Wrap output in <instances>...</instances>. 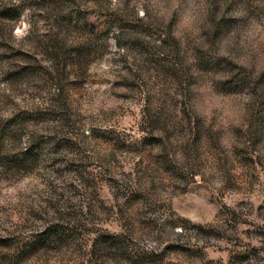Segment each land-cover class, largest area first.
I'll return each instance as SVG.
<instances>
[{
	"label": "rangeland",
	"instance_id": "obj_1",
	"mask_svg": "<svg viewBox=\"0 0 264 264\" xmlns=\"http://www.w3.org/2000/svg\"><path fill=\"white\" fill-rule=\"evenodd\" d=\"M21 1L0 0V127L24 119L0 264H264V0Z\"/></svg>",
	"mask_w": 264,
	"mask_h": 264
},
{
	"label": "trees",
	"instance_id": "obj_2",
	"mask_svg": "<svg viewBox=\"0 0 264 264\" xmlns=\"http://www.w3.org/2000/svg\"><path fill=\"white\" fill-rule=\"evenodd\" d=\"M27 0H22L20 3L24 5H33L32 1L28 0V2H26ZM52 2H64V0H45V2H47V4H50ZM91 1V0H90ZM28 3V4H27ZM64 4V3H63ZM97 4V2H96ZM98 8H91L89 9V11H86V17L87 19L89 17H96L100 20H102L104 23H106L107 25L112 26V24L114 25H118L119 22L114 19V14H111V16L109 15H105V13H101V12H105L103 10H99L100 4L97 5ZM26 7L23 6V10ZM19 12L18 10L15 11V9H8L7 7H3L0 9V16L3 17H17L19 16ZM104 16V17H103ZM9 17V18H10ZM103 18V19H102ZM72 20L70 18V16H66L63 17L60 20V23H58V29H57V35L59 36V32H63L62 31V27H65L66 24H70L72 23ZM114 20V21H113ZM108 27V26H107ZM87 28V27H86ZM90 30H94V28H89ZM53 48H54V53H53V63H54V67L59 69V68H67L69 65H71L72 67H80V61L82 59L83 56L85 55H89L90 50L88 49H84V48H71L70 46H68V44L60 39V37H56V40L53 42ZM89 48V45H88ZM59 97H61L59 95ZM59 100H62L59 99ZM24 119L19 118L18 120L13 118L11 121H9L8 123H6V125L0 127V155L3 154V152H1V150L4 148L5 146V141L7 139H10L13 137V131H12V125L13 124H21V122H23ZM27 146V150L25 151V153L21 156V157H17L14 162L17 163H23L25 162L26 158H28L29 156H33V152H35L38 148L39 145H37V141H29Z\"/></svg>",
	"mask_w": 264,
	"mask_h": 264
}]
</instances>
